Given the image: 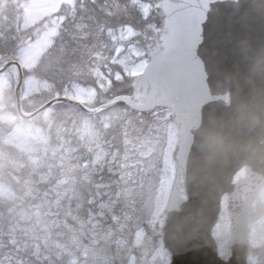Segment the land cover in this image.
Masks as SVG:
<instances>
[{"label":"water","instance_id":"obj_1","mask_svg":"<svg viewBox=\"0 0 264 264\" xmlns=\"http://www.w3.org/2000/svg\"><path fill=\"white\" fill-rule=\"evenodd\" d=\"M173 15L166 48L142 77V84L150 85L146 101L135 104L123 95L112 101L123 99L147 109L179 100L205 112L199 155L186 159L189 200L180 213L170 215L165 238L174 253L171 264H227L218 258L210 238L219 196L232 168L244 162L264 167V0H180ZM12 63L19 67L17 107L24 114L19 63L9 61L0 71ZM156 92L159 99L150 101ZM54 100L75 102L58 97L34 113Z\"/></svg>","mask_w":264,"mask_h":264},{"label":"rangeland","instance_id":"obj_2","mask_svg":"<svg viewBox=\"0 0 264 264\" xmlns=\"http://www.w3.org/2000/svg\"><path fill=\"white\" fill-rule=\"evenodd\" d=\"M20 1L0 0V15L2 16V18H0V27L7 30L5 33L0 32V65L8 59V56H3L2 52L7 45L2 44V42L8 39L7 36L9 31L13 32L12 38L24 36L32 26L41 21L44 17L59 12L54 19L46 21L43 24L44 28L42 32L37 33V30H33L35 36L31 37V35H33L32 33L24 36L21 42H17V45H23L28 43V41H31L30 38H36L29 42L23 49L17 51L15 54L16 57H14L15 59L20 60L23 66H29L35 64L42 52L52 43L56 32L62 27L63 20L68 12L75 17H78L77 20L79 21V24H83L85 23L83 21L88 19L86 11L91 9L90 6L94 5L93 8L100 14L101 9L108 10L107 13L111 14L113 8L110 9L107 7L104 3L106 0ZM121 1L123 0H118L116 3L117 5L114 2L112 3L114 7H116ZM154 1L155 4L150 5L151 7L147 5V0L127 1L132 7L134 6L138 10L137 16L132 15L133 19L139 21L144 19L147 15L152 16V19H149V23L147 24V31L141 34L142 39L139 44L137 42H130L128 45L124 44L125 40L128 38H134L135 33L138 35L140 34L139 29L132 30L128 23H119V26L113 27L112 33L110 34L114 38L117 37L118 40H123V43L117 42L115 55L112 54L114 55V60L110 57L112 60V66H116L117 69L116 77H121V74H123L125 77L132 78V94L138 103L144 101L148 91V88L144 90L140 83L144 68L148 61L156 56V52H154L153 49L156 50V44L158 43L159 38L168 32L166 29L165 31L161 29L167 17V15H164L162 9L167 8L166 4L171 0ZM9 5H14L20 9V14L17 16V19L9 18L7 13H1L2 8ZM119 8L121 7L119 6ZM92 16L93 15L90 17ZM1 19H6V22H1ZM157 19L160 21L163 20L162 24L159 26L156 25ZM108 39L112 40L111 37H108ZM109 54L110 53L104 51L99 53L98 56L104 59H109L105 57V55ZM101 58L94 61L88 76H81L79 79L77 78L70 81V83L63 88V94L76 98L83 103H87L91 105L90 107L97 105L96 102L99 100L98 93L101 94L102 90L108 89L107 87L112 84L110 80L111 75L108 74V70L104 67L106 60H102ZM14 82V71L6 70L5 72L0 73V117L2 118L1 121L12 122L11 132L6 138L8 144H12L15 147H18V149H23L28 157V161L34 167L40 165V161H43V155L47 154L49 156L47 164L50 167L56 165L57 162L59 165H66L63 171V174L65 175L69 173L71 169L77 171L82 167V164L80 163V157L82 154L77 152V143L78 140H83V144H86L87 146H85L86 149L81 152L85 153L83 154L85 156L88 155V157H85L84 159L86 162L85 165L89 168L84 172L83 179L85 181H92L98 178V175L94 174L91 170L92 167H97L99 165L103 166L105 169H109L116 163V161H120L121 159L130 160L131 156L135 155V153L130 154V152H127V155H124V153V156L122 155L120 151L122 146L121 140L125 138L127 143L126 149H128V151L139 149L137 154L140 153L143 158H147V164L151 161H157L160 172L164 174H166L165 169L167 166H170L172 169V174H166L167 179L159 188V194L162 199L154 213V220L151 219L147 227L158 228L163 225L169 204L175 203L177 195L183 198L181 190L174 187L179 179L182 181V170L178 156L177 154L173 155L174 151L177 150L182 137L180 132L182 123L180 115L176 113L177 110L172 108L167 112L168 114H165V111H163L164 113L159 114L160 111L154 109L148 113L144 112L135 115L133 114L134 111L132 109L123 102L118 101L99 110L97 113L90 115L74 106H72V108H69L68 106L63 108L56 104L46 109L39 121H26L27 123H25L24 120L22 121L16 118L14 111L8 105L5 106V101L4 105L2 104V94H4L7 88L14 85ZM22 86V98H24V101L28 104H31L35 101L37 96L41 95L43 90H48L52 84L49 81L39 79L37 76L30 75L27 78H24ZM56 95L59 94L56 93L53 96ZM4 106L8 109L2 110V107ZM58 109H64V111H58ZM135 117L138 118V121ZM18 121H22L23 123ZM53 125H57L58 128V130H55V135L59 140L57 146L49 143L50 136L53 135V129H51ZM110 127L111 130H109L107 134H104L105 130ZM114 130H118L117 133L119 138L117 139V148L110 151L103 146L108 145L109 148L111 147V138ZM155 140L158 141L156 144L152 145V142ZM131 145L133 147L132 149L130 148ZM137 145H139V148ZM151 147L154 149L152 152H150ZM159 148L161 149V155L158 154ZM109 151L110 153H108ZM69 167L70 169L68 172H65ZM63 180L65 181L66 179ZM67 182L69 181L67 180ZM102 184L105 183L98 181L95 184V189L97 188L100 191L102 187H104L103 189L107 187ZM0 191L7 192V190L1 185ZM115 191L116 197L123 203L122 208L117 207L115 205L116 201L113 199H111L110 202L100 200V204L97 207L102 209V211L107 210L108 215L110 212L114 219L121 220V216H117V214L122 212L127 214L129 206L138 207V205H133L131 201L125 200L126 198L119 192L121 191L119 188H115ZM100 195L101 192H99L98 196ZM182 198L179 200L180 204H182ZM91 200H97V198L92 196ZM111 203L117 207L115 213L111 211ZM230 219V216L226 217V220L223 222L221 240L223 241L224 239V242L228 237L227 223ZM144 233L145 231L142 229L137 230L129 242L125 241L121 244L120 249H123L122 256L124 253L127 254L126 251L135 249L136 244L143 240L142 236ZM93 240L94 242L99 241L98 238ZM106 241L108 242L109 240L106 239ZM110 243L111 241L106 245ZM164 251V245L159 241L155 252H145L143 257H140L138 261L144 260L152 262L159 258L162 261V264H168L170 256L167 258V256H165L166 251ZM127 259V262L130 264L132 258L129 256ZM262 263H264V256L261 254V258H258L257 264Z\"/></svg>","mask_w":264,"mask_h":264},{"label":"trees","instance_id":"obj_3","mask_svg":"<svg viewBox=\"0 0 264 264\" xmlns=\"http://www.w3.org/2000/svg\"><path fill=\"white\" fill-rule=\"evenodd\" d=\"M127 1L123 0L114 7L112 2L116 4L118 0H106L104 3L107 7H113L111 14L105 9H101L100 14L93 8L94 5L90 6L91 9L86 11L88 19L84 20L83 24H79L78 17L67 11L63 25L56 32L52 43L42 52L35 64L24 66L25 78L34 75L52 84L48 90H43L33 103L28 104L22 99L25 111L34 110L56 93L62 94L63 88L70 81L88 76L94 61L101 58L98 54L104 51L110 53L105 55L109 59H101L106 60L104 67L111 75L112 84L108 89L102 90L99 96L111 97L119 93H132V78L123 74L116 77V66H112L117 42L123 43V40H118L110 34L113 27L128 23L132 30L139 29L140 34L135 33V37L128 38L124 44H139L141 34L147 31V24L152 16L147 15L139 21L133 19L132 15L137 16L138 10ZM146 3L150 6L154 5L155 1L147 0ZM91 15L93 16L90 17ZM156 21L159 26L163 20ZM41 28L42 25L32 26L24 36L32 34L33 30L39 33ZM24 36L12 38L13 32L10 31L8 39L2 42L7 45L3 55H15V51L20 47L17 42H21ZM13 86L2 94V104L4 105L5 101V106L8 105L19 120L39 121L41 113L30 119L22 118L17 113ZM57 105L63 108L66 106L63 102ZM5 106L2 110L8 109ZM1 119L0 117V185L7 192L0 191V264H73V258L81 250L80 245L90 237V222L93 221L90 214L98 210L95 204L90 203V197L96 191L97 181H85L84 169H71L64 175L66 165H59L57 162L50 167L47 164V154L43 155L40 165L32 166L23 149H18L6 141L12 122ZM51 129L53 135L50 136L49 143L57 146V125H53ZM85 146L78 140L77 152L86 149ZM69 169L70 167L65 172Z\"/></svg>","mask_w":264,"mask_h":264},{"label":"flooded vegetation","instance_id":"obj_4","mask_svg":"<svg viewBox=\"0 0 264 264\" xmlns=\"http://www.w3.org/2000/svg\"><path fill=\"white\" fill-rule=\"evenodd\" d=\"M189 127L190 131H195V125L192 122H189ZM158 154H162L160 148L158 149ZM146 159L126 161L124 163L127 165L114 167L116 172L113 177L117 180L119 188L122 190L127 188V186L132 187L131 196H129L128 200L133 205H138V207L129 206L131 209L130 215L121 218V222L116 229H111L112 236H119L120 243L124 238H130L134 235L141 227H145L142 241L150 240L154 236L159 238L158 228L149 229L147 227V221L153 219L156 210L154 207L151 213L146 212L145 197L149 181L151 180L150 183L156 185L154 200L156 206L158 189L166 181V174H172V169L170 167L166 168V174H164L160 172L157 161H151L147 164ZM221 207L219 221H217L214 228L215 239L216 237L218 239L216 240L219 252L222 251L227 255V258L229 257L231 234L236 237L237 249L240 251L243 249V238L247 237L249 242L247 264H257L261 254L264 256V176L258 175L251 169V165L239 167L232 175L231 188L224 194ZM224 214L230 216L231 219L227 223L228 237L225 242L224 239L222 242L220 241L222 229H219V225L222 224L221 216L223 218ZM142 241H139L138 245L145 249L148 246ZM150 246L149 252H155L156 241H152ZM94 258L95 261H91L88 264H129L128 262H100L97 255H94ZM79 264L86 263L80 262ZM130 264L139 263L131 262Z\"/></svg>","mask_w":264,"mask_h":264},{"label":"snow or ice","instance_id":"obj_5","mask_svg":"<svg viewBox=\"0 0 264 264\" xmlns=\"http://www.w3.org/2000/svg\"><path fill=\"white\" fill-rule=\"evenodd\" d=\"M177 23L179 24V21H177Z\"/></svg>","mask_w":264,"mask_h":264},{"label":"bare ground","instance_id":"obj_6","mask_svg":"<svg viewBox=\"0 0 264 264\" xmlns=\"http://www.w3.org/2000/svg\"><path fill=\"white\" fill-rule=\"evenodd\" d=\"M203 154V153H202Z\"/></svg>","mask_w":264,"mask_h":264}]
</instances>
